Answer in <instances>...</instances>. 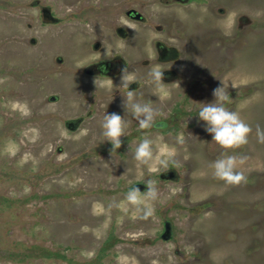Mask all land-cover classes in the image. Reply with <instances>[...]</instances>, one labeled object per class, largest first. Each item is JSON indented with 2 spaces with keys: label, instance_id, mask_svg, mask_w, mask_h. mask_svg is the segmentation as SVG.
I'll return each instance as SVG.
<instances>
[{
  "label": "rangeland",
  "instance_id": "1",
  "mask_svg": "<svg viewBox=\"0 0 264 264\" xmlns=\"http://www.w3.org/2000/svg\"><path fill=\"white\" fill-rule=\"evenodd\" d=\"M150 1L121 0L141 25L152 18ZM184 1L190 11L175 17L189 28L177 38L184 58L168 63L183 70L182 89V78L154 88L147 62L121 55L115 27L128 29L120 7L94 17L86 9L94 0H0V264H264V143L256 138L257 125L264 130V0H233L227 18ZM140 30L151 56L163 35ZM75 31H98L78 55L63 44ZM92 38L106 49L92 50ZM98 55L113 66L123 61L122 70L88 75ZM124 70L137 80L129 84L136 98L160 110L157 126L139 130L122 107ZM222 85L226 106L251 128L246 144L228 150L211 141L195 113ZM105 112L127 122L113 153L100 135ZM144 135L153 141L148 166L128 151ZM163 150L174 153L169 169L149 172ZM224 155L236 157L245 181L213 177L211 165ZM146 180L159 195L147 201L152 215L140 219L124 194L132 184L143 194ZM113 200L120 206L109 207Z\"/></svg>",
  "mask_w": 264,
  "mask_h": 264
},
{
  "label": "clouds",
  "instance_id": "2",
  "mask_svg": "<svg viewBox=\"0 0 264 264\" xmlns=\"http://www.w3.org/2000/svg\"><path fill=\"white\" fill-rule=\"evenodd\" d=\"M84 66V65H83ZM80 67V66H79ZM148 80L154 88H159L163 82L164 73L162 68H151L147 73ZM135 79H129L125 70L121 77V85L127 89L122 102L125 112L137 121L138 129L144 130L156 125V117L161 115L160 110L154 108L150 103L141 102L136 97L137 93L129 89V84ZM96 84V83H95ZM213 100L203 102L197 107V123L203 122L201 126L207 133L211 134V141L221 148L228 150L238 148L248 142V134L251 132L250 126L245 123L237 112L230 110L226 105L230 103V98L223 85L212 90ZM126 121L117 112L104 113L100 135L111 143L110 152L116 151L121 146V136L125 135ZM256 138L258 143H264V130L260 126L256 128ZM176 143L183 144L184 138L180 135L176 137ZM128 151L132 152V157L141 165L148 166L153 160V141L148 135H144L134 146L128 145ZM174 161L172 151L163 150L156 161V166L148 167L149 172L159 175L169 169V163ZM114 164L118 163L115 160ZM241 163L243 160L241 159ZM212 175L215 179L223 181L227 185H238L246 180L244 174L237 170V159L233 155H224L217 158L211 165ZM145 191L137 184H132L124 194V199L128 204L135 206L141 213L140 219H147L152 215L153 209L147 201L158 199V189L153 180L144 181ZM119 202L113 200L109 207H119Z\"/></svg>",
  "mask_w": 264,
  "mask_h": 264
},
{
  "label": "flooded vegetation",
  "instance_id": "3",
  "mask_svg": "<svg viewBox=\"0 0 264 264\" xmlns=\"http://www.w3.org/2000/svg\"><path fill=\"white\" fill-rule=\"evenodd\" d=\"M76 1L79 2L80 0H76ZM87 1L89 3H93V0H87ZM94 1H95L93 4L94 6L92 8H86L92 14H94V17H98V16L104 17L105 15L103 13L111 12V11H112L111 13L115 15L113 12L116 10H111V9L116 6L117 9L119 7L121 8V13L123 18L120 17V19L122 23L125 25V27L128 29V32H125V29L122 26L115 27L116 28L115 34L118 35L115 39L118 42L120 41V43L124 46V48L117 47V49L119 48V50H122L121 55H123V53L125 52L126 54L128 52L133 53L135 56L133 57L130 56L129 57L130 60L135 59L136 62L139 63L145 61L151 68L153 65L155 68H162V71L163 70L170 71L171 75L170 73L169 74L164 73L163 82L164 83L166 82L165 84H167V82L173 84L174 82H177L180 78L184 76L182 69L180 70L178 68L175 70L174 68L168 66V63L173 62V60L177 59L180 62V60L183 61L184 58L185 49L184 46L182 45L183 43L178 39L179 38L183 39L184 35L187 34L189 28H188V24L181 23L180 20L175 18L177 14H180V12L188 13L190 11V6L188 5L185 6V4H183L185 2L184 0H158V2L156 0L150 1L148 6L149 16H151L152 18L154 17V15L157 16L158 22H161L160 23L161 25L159 26H155L153 24L155 19L152 18L150 19V23L148 25H141V23H139L140 21L133 19L131 18V16L127 15V10L125 11L124 10L125 8H123L125 4L121 2V0H110L111 2H107L108 0H94ZM231 1L233 0H225V1L224 0L223 1L222 0H191L190 2L194 3L198 8H200V6L203 7L205 11L208 13L213 12L212 14L216 13L219 14L220 17L222 18H227L235 11V9L233 8L234 6H232L231 4L227 5V3H230ZM99 3H101L102 6L98 8ZM108 5H110V7L112 8H108L107 7ZM154 9H156L157 12H153ZM192 10H194V8H192L191 11ZM229 12L231 13L228 14ZM40 14L42 16L43 21H52L53 16L52 14L49 13L48 10L40 9ZM240 16L243 15H239V17ZM173 18L175 19V21H173ZM92 20L94 21V19ZM97 21L98 18L96 22ZM165 23L167 24V26ZM248 23L250 22H247V24ZM134 24H139L138 26H140L141 28L134 27L133 26ZM92 25L94 26V23H92ZM147 27H150L152 31L154 30L156 34H159L158 32H160L163 35L161 41L153 40L151 48H153L155 53L154 54L152 53L151 56L149 55L145 56L147 50L144 49L145 40H143V35H142L143 32L142 30H140L143 28L147 29ZM89 32L92 33V29L91 30L89 29ZM97 33L98 31H95L93 35H96ZM93 35H88L82 31H75L74 35H72L70 39L68 38V40L65 43L63 42V44L72 46L73 49L77 50L76 55H78L81 49L85 47L86 40L89 39V37L91 38V36ZM90 42H92L91 49L94 51H97L101 48L102 50L106 49L107 44L103 46L102 42L94 40V38H92ZM98 52H96V54ZM116 53H119L118 50ZM111 57H113L114 59L115 58L122 59V57L119 54H114ZM111 57L105 58L102 57L101 55L94 57L95 60L91 62H95V63L92 66H90L91 71L88 72V75L90 76L100 75V74L108 75L110 73L113 74L117 70L121 71L122 69H120L121 67L120 65L123 64V61L120 60L121 64L119 61L118 62L119 64L113 66L114 62H111V60H109V58ZM136 62L135 65L138 64ZM185 76L187 77L186 73ZM180 82H181L180 86L182 87V89L183 87L188 85V82H184L183 78L180 80ZM181 87L179 89H181ZM177 118L178 115H176L175 119Z\"/></svg>",
  "mask_w": 264,
  "mask_h": 264
},
{
  "label": "bare ground",
  "instance_id": "4",
  "mask_svg": "<svg viewBox=\"0 0 264 264\" xmlns=\"http://www.w3.org/2000/svg\"><path fill=\"white\" fill-rule=\"evenodd\" d=\"M67 2V1H66ZM63 6V5H62ZM70 6V5H69ZM65 7V6H64Z\"/></svg>",
  "mask_w": 264,
  "mask_h": 264
}]
</instances>
